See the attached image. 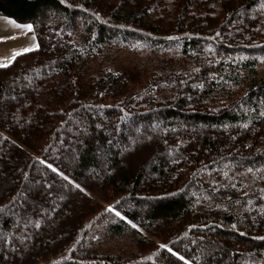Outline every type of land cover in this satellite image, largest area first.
Here are the masks:
<instances>
[{
	"label": "trees",
	"instance_id": "obj_1",
	"mask_svg": "<svg viewBox=\"0 0 264 264\" xmlns=\"http://www.w3.org/2000/svg\"><path fill=\"white\" fill-rule=\"evenodd\" d=\"M0 15L38 43L0 68V264H264L260 195L224 169L264 187V78L209 104L223 57L264 56V0H0ZM172 41L196 69L169 97L160 75L102 65ZM107 214L133 251L85 249Z\"/></svg>",
	"mask_w": 264,
	"mask_h": 264
},
{
	"label": "rangeland",
	"instance_id": "obj_2",
	"mask_svg": "<svg viewBox=\"0 0 264 264\" xmlns=\"http://www.w3.org/2000/svg\"><path fill=\"white\" fill-rule=\"evenodd\" d=\"M17 25L20 27H17ZM27 25H31V23L19 22L0 15V63L9 64L15 53H21L25 49L37 47L38 43L34 30L32 28L31 31H28ZM248 55V52L241 50V53H231L227 57L222 58L225 64L222 67L223 71L215 75L218 88L209 102L211 106L217 107L239 99L250 83L264 78V56L259 55L254 69H251L244 67L242 64V61ZM212 56L216 60L219 59L211 52ZM193 60L191 57L180 55L177 42L172 41L154 49L142 46L133 50L113 47L108 54V59L103 61L102 65L107 69H115L126 74H132L141 83L148 82L146 79L160 75L163 80L155 87L158 90L154 94L157 97H169L178 86V81H174V79L181 77L186 79L196 69V63ZM91 65L96 71L99 63L94 62ZM135 86H138V84ZM242 104L240 102L238 105L242 107ZM248 114L251 115L252 111H248ZM256 114L264 118V100L258 103ZM224 169L230 178L239 175L244 186L251 187L254 190L257 189L260 195V202L254 205L250 200L246 205L256 206L259 211L264 213V187L260 185L256 172L249 169H235L227 165H225ZM107 205L110 207L112 203L110 202ZM116 217L114 214H107L89 226L84 245L86 250L97 252L98 254H124L135 249L133 238L130 235L132 231L122 235H113L107 231L108 223L114 221Z\"/></svg>",
	"mask_w": 264,
	"mask_h": 264
},
{
	"label": "snow or ice",
	"instance_id": "obj_3",
	"mask_svg": "<svg viewBox=\"0 0 264 264\" xmlns=\"http://www.w3.org/2000/svg\"><path fill=\"white\" fill-rule=\"evenodd\" d=\"M17 27H20L19 25H17ZM27 30L28 31H31L32 30V26L31 25H27L26 26ZM38 47V46H37ZM35 49L33 48H29V49H25L24 52H30V51H33ZM22 53H15L14 56L12 57V60H14L16 58V56H19L21 55ZM10 63V62H9ZM8 66V63H0V68H3V67H7ZM53 171H56L55 169H53ZM114 209L113 208H109L108 211H113ZM116 215H119V212H116ZM133 227H135V225H133ZM161 247H164V245H161ZM175 254V253H174ZM181 259H183V257H181Z\"/></svg>",
	"mask_w": 264,
	"mask_h": 264
}]
</instances>
